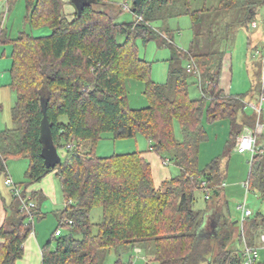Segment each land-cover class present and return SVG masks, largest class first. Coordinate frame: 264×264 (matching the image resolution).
Masks as SVG:
<instances>
[{"label":"trees","instance_id":"1","mask_svg":"<svg viewBox=\"0 0 264 264\" xmlns=\"http://www.w3.org/2000/svg\"><path fill=\"white\" fill-rule=\"evenodd\" d=\"M72 5L75 12L67 15L63 0H26L25 22L32 28H50L49 36L22 32L11 38L0 31V45L12 47L10 85L16 94L14 127L0 131V174L7 172L10 159H27L29 184L19 185L24 196L30 185L55 172L66 202L57 212L61 235L54 236L56 248L45 247L42 264H100L104 252L140 246L151 258L149 264H243L244 249L232 247L236 236L240 242L243 236L224 200L222 157L201 170L199 155L208 139L205 113L210 123H230L224 157L245 127L255 126L251 117L240 119L246 95L226 94L221 87L229 39L215 31H231L228 14L240 15L235 19L240 26L253 23L264 0H219L213 7L204 0L199 9L192 8L193 0H141L140 5L133 2L135 20L129 23L118 22L127 5L96 0L80 15ZM102 5L108 10H101ZM183 16L190 17L194 35L188 51L174 45L168 29L152 27L153 22ZM119 36L124 42H118ZM138 39L158 40L160 47L169 48L166 84L152 80L151 64L138 56ZM130 80L145 84L147 107H130ZM192 84L198 85L201 98L190 97ZM176 122L181 139L175 133ZM105 134L114 140L143 136L150 151L165 157L163 164L170 160L180 174L156 187L152 165L143 153L99 157L97 145ZM261 137L247 187L248 193L264 199V134ZM49 138L61 157L62 152L66 156L55 169H47L43 158ZM201 191L208 202L202 210L195 207ZM31 198L41 202L35 193ZM4 208L0 264H16L24 256L33 224L21 213L17 198ZM209 214L216 219L214 232L206 229ZM251 216L242 222V229L248 225V245L264 231V214Z\"/></svg>","mask_w":264,"mask_h":264},{"label":"rangeland","instance_id":"2","mask_svg":"<svg viewBox=\"0 0 264 264\" xmlns=\"http://www.w3.org/2000/svg\"><path fill=\"white\" fill-rule=\"evenodd\" d=\"M117 7L128 6L127 9L122 8V13L118 17L119 23H129L135 20L134 14L131 12L133 7V0H109ZM204 0H193V9L202 8ZM219 0H207L209 7L217 6ZM99 8V7H98ZM101 10L106 9L105 6L100 7ZM108 9H106L107 11ZM255 19L257 27H253V23H244L239 25L240 21L235 20L237 16L234 14L227 15V24H230L231 31L217 32L218 37L221 35L227 36L229 42L225 44L227 54L230 57V77L228 81L229 93L232 95H246V108L243 116L240 119L248 120L252 118L254 125L264 124V113L259 120L253 104L258 103L257 99L250 96L252 89L262 87V70H263V55H264V6L257 9ZM26 15V0H0V31H6L11 38H16L20 33L25 32L32 34L35 37L49 36L52 30L48 27L32 28L25 22ZM226 16V15H224ZM220 22V21H218ZM152 27L156 31H163L168 29L172 35L174 45L188 51L191 42L194 39L192 31V23L189 16L180 18H172L167 22L156 21L152 23ZM166 35L165 33H162ZM158 40H152L144 43L142 39L137 40L138 56L147 60L151 66V78L160 85L166 84L168 81V65L166 60L171 56L170 50L167 47H160ZM250 41V42H249ZM118 42H124V37L119 36ZM220 47V44L219 46ZM12 65V47L11 45H0V131L12 129L14 127L12 121V109L16 102V94L11 87L10 69ZM190 71V70H189ZM128 103L132 109H140L148 106V100L144 95L145 84L139 81L130 80L127 82ZM190 97L194 99L201 98V92L198 85L192 84L189 87ZM252 100V103L250 101ZM203 124L208 133L207 141L200 146L199 166L201 170L207 168L214 159L222 157L221 168L224 172L225 194L226 201H228V209L233 222H237L238 234L243 236V241L237 238L234 239L232 247L240 250L244 249L245 242H248V225L243 224L242 229V211L238 208L239 205L245 204L246 208L253 213L250 219L255 218L258 214H264V199L257 195L246 192L243 183L248 180L251 168L252 154L246 153L239 155L235 150L227 157L224 154L229 146L230 141V123L227 120L210 123L205 113L203 117ZM253 126V127H255ZM251 127V126H247ZM252 127V128H253ZM246 128V127H245ZM175 133L178 139L182 138L179 124L175 123ZM258 143H262V137H258ZM141 152L144 155L149 154L156 159V162L161 165L165 171H168L169 178L178 176L179 169L170 163L165 167L163 160L165 157L158 156L155 152H151L149 142L141 135L132 139H118L114 140L111 134H105L97 145V155L99 157H109L114 154H127ZM62 160L65 159V152H62ZM61 153V154H62ZM29 167V160L27 159H10L7 162V172L0 174V202L1 200L6 206H9L13 200V193L11 187L6 185L8 177L17 185L29 184L26 176ZM56 202L53 199H44L41 203V213L55 218V212L63 210L65 206L64 194L61 188V182L55 178ZM215 202V201H214ZM212 204V202L210 203ZM208 202L205 200V194L201 191L197 193L196 209H206ZM214 210V208H213ZM213 212V211H212ZM101 211H95V217L99 220ZM215 214V213H214ZM39 218L40 220L43 219ZM38 217V216H37ZM36 219V218H35ZM36 219L35 223L39 220ZM247 219V218H246ZM214 220L216 221L215 217ZM58 226V225H57ZM56 228V227H55ZM239 236V235H238ZM258 242L260 240V233ZM141 247V246H140ZM140 247H130L129 249L118 251L112 249L109 252L102 253L100 264H116L121 261L124 264H149L150 257L148 253ZM52 248H56V241L52 242ZM259 261L264 262V249H257ZM151 264H156L152 262Z\"/></svg>","mask_w":264,"mask_h":264},{"label":"crops","instance_id":"3","mask_svg":"<svg viewBox=\"0 0 264 264\" xmlns=\"http://www.w3.org/2000/svg\"><path fill=\"white\" fill-rule=\"evenodd\" d=\"M63 1L65 4L66 14L72 15L75 12V8L72 5V3H73L72 0H63ZM167 61H168V59L166 60V62ZM167 65H168V62H167ZM229 67H230V57H229V54H227V52H226L225 58H224L222 76H221V87L225 90L226 94H231L228 91L229 90L228 81H229V77H230V68ZM168 70H169V65H168ZM262 94H263L262 90L261 89L258 90V87L251 90V92H250L251 99L255 98L258 101L256 106H258L260 104V98H261ZM250 103H252V100L250 101ZM255 113L257 114V112H255ZM257 116H258V114H257ZM251 118H253V117H251ZM258 118L260 120L262 117L258 116ZM234 150H235V148L233 149V151ZM144 157L152 165L154 182H155L156 187H159L164 180L169 178L170 175H169L168 171H165V169H163L161 167V165L156 162L155 158H153L149 154L148 155L145 154ZM55 178H57V177H56L55 172H53V173L49 174L48 176H46L40 183H36V184L30 185L28 187V190H27L28 195L32 196V193H35L40 198L41 202H38L37 200H34V202L37 205L36 215L40 214L41 218H42V215H44L41 213L42 201L44 199L50 198V199H53L54 202H56V198H57L56 197V189H57V187L55 185ZM247 181L245 183H243V187L246 189V192H248V189L246 188ZM221 187H222V192H223V190L226 188L225 184L223 183L221 185ZM61 188H62V186H61ZM223 196H224V200H226V198H225L226 196L224 193H223ZM65 205H66V202H65ZM240 206L241 205H239L238 208ZM4 207H5V203L1 200V202H0V228L6 219V212H5ZM54 214H55V218L49 217L46 214L43 216V219H41V220L39 219V217H37L35 215L36 216L35 218L39 219L37 221L38 223H35L36 219L34 218L33 230L31 232V234L29 235V237L26 239L24 246H23L24 247V256L16 264H42L43 251H44L46 246L52 244V242L54 241V235H55V233H56V231L60 225L59 217H58L57 213L55 212ZM210 214L207 217L206 229L214 232L217 223L214 220V216H213V218H211ZM212 214H213V212H212ZM230 219H231V216H230ZM247 219L245 218V220H247ZM263 236H264V231L261 232V234H260V240L263 243L262 245H260V243L258 242V239H259L258 236L255 235V236L251 237V239H250V242H251V244L249 243L250 246H253L257 249H264V241L262 240ZM259 262L264 263L262 261H259Z\"/></svg>","mask_w":264,"mask_h":264},{"label":"built area","instance_id":"4","mask_svg":"<svg viewBox=\"0 0 264 264\" xmlns=\"http://www.w3.org/2000/svg\"><path fill=\"white\" fill-rule=\"evenodd\" d=\"M253 27H257L256 22H253ZM261 90L263 94L260 98V104L258 106L253 105L259 117L264 113V55H263ZM263 134H264V124L258 123L253 128L246 127L243 133L237 139L235 151L240 155L251 153L253 156V154L255 153L258 137L262 136ZM170 163H171L170 160L167 159L164 162V165L167 166ZM6 185L11 187L13 197L17 198L21 202V213L26 215L28 217L29 222L33 224L36 214L35 210L37 207L34 200L28 194L24 196L23 188L15 184L12 178L10 177L7 178ZM246 188L248 189L247 186ZM239 209L242 211V222L245 220V218L252 215L251 210L247 209L245 204H242L239 207ZM60 235H61V228L56 231L54 236L58 237ZM262 240L264 241V236L262 237ZM243 257H244L243 264H259V255L257 248L248 245L246 242L243 250Z\"/></svg>","mask_w":264,"mask_h":264},{"label":"water","instance_id":"5","mask_svg":"<svg viewBox=\"0 0 264 264\" xmlns=\"http://www.w3.org/2000/svg\"><path fill=\"white\" fill-rule=\"evenodd\" d=\"M72 1L79 15L82 13L83 9L86 6H93L94 4H96V0H72ZM133 2L135 5H140L141 0H134ZM43 158L47 169H55L57 166H59L62 163V157L50 138L45 143L43 149Z\"/></svg>","mask_w":264,"mask_h":264}]
</instances>
